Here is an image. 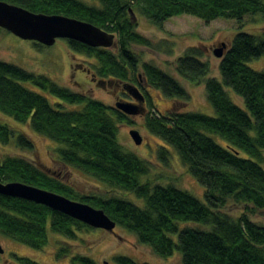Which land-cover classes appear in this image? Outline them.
I'll list each match as a JSON object with an SVG mask.
<instances>
[{
  "label": "trees",
  "instance_id": "16d2710c",
  "mask_svg": "<svg viewBox=\"0 0 264 264\" xmlns=\"http://www.w3.org/2000/svg\"><path fill=\"white\" fill-rule=\"evenodd\" d=\"M2 1L36 13L77 18L114 34L115 42L110 48L91 47L75 40L65 42L70 50L88 59L87 70L97 82L105 81L111 89H118V100L133 99L124 85L139 88L144 102L137 103L138 114L143 115L145 128L164 142L155 150L157 159L167 164L168 147L172 148L181 165L202 186L203 201L172 183L140 180L149 173L150 162L125 151L116 140L119 125L131 124L132 115L58 85L46 75L1 60L0 112L56 142L55 158L100 183L106 194H81L21 154L0 155V181L23 182L102 209L158 257L167 258L178 251L181 264H264V225L250 217L255 211L264 210V70L248 65L264 56V30L258 38L244 32L233 36L219 58L218 78L208 76L210 65L202 59L198 47H187L176 59L175 70L180 76L197 85L204 83L206 99L215 113L209 116L177 109L187 104L189 94L175 78L154 64L141 61L133 46H156L138 31L132 17L137 12L160 28L169 18L182 14L205 22L220 17L242 21L246 15L256 13L264 19V0ZM21 82H30L56 101L51 103ZM148 89L157 90L173 105L165 113L160 112ZM228 91L241 98L243 107L230 99ZM77 104L83 107L66 108ZM210 134L223 143H217ZM11 142L20 149L33 150V142L24 130L0 124V144ZM122 191L144 199V206L116 197ZM229 205L238 207L240 213L233 216L225 212ZM187 221L210 228L180 225ZM91 228L43 204L0 195V234L33 249L40 250L47 244L48 230L73 240L78 232ZM70 248L65 243L56 256H68ZM14 259L18 264H39L27 257ZM70 262L97 264L80 253L70 254ZM113 262L151 264L124 255L114 257Z\"/></svg>",
  "mask_w": 264,
  "mask_h": 264
},
{
  "label": "rangeland",
  "instance_id": "374dc122",
  "mask_svg": "<svg viewBox=\"0 0 264 264\" xmlns=\"http://www.w3.org/2000/svg\"><path fill=\"white\" fill-rule=\"evenodd\" d=\"M132 17L135 19L138 31L150 38L156 46V48L133 46V50L139 55L141 61L150 62L175 78L189 94L187 104L184 107L178 106L177 109L209 116H215V113L206 99L204 83L197 85L180 76L175 70L176 59L187 47H198L202 52V59L210 65L208 76L218 78L219 58L213 54V48L222 42L228 47L233 36L239 32L248 33L258 38L262 36L264 30V19L260 13L246 15L242 21L220 17L209 22L192 15L182 14L169 18L164 22L162 28L151 24L137 12ZM34 43L0 28V60L16 64L35 74L46 75L58 85L67 87L74 92L84 93L107 105L113 106L118 100L115 96L118 89H111L105 83L97 85V78L87 70L89 68L88 59L84 55L70 50L64 39H57L51 46H36ZM169 48L171 52L166 53ZM248 65L255 70H264V56L249 61ZM21 84L46 96L51 103L56 101L30 82H21ZM148 91L152 103L160 112L165 113L173 105L172 100L164 98L157 90L148 89ZM228 96L235 104L243 107L240 97L231 91H228ZM82 107L83 104L66 105L67 109H81ZM132 120L131 124L119 125L116 140L125 151L134 153L139 158L150 162L149 173L141 176L140 180H150L152 183L162 185L172 183L203 201L202 186L181 165L175 151L168 147L170 150L169 161L167 164L161 163L157 159L155 150L158 146H163L164 142L145 128L142 114L133 115ZM0 124H7L16 130H24L33 142V150L20 149L12 142L7 145L0 144V155L21 154L29 157L39 168L49 174L61 177L65 183L81 194L101 196L106 194L100 183L76 169L62 165L55 158L53 149L58 145L56 142L33 133L26 124L17 123L1 112ZM133 129L137 130L142 137L140 144H135L131 138L130 130ZM210 136L217 143H223V140L218 136L214 134H210ZM241 156L245 157L246 155L241 153ZM116 197L130 201L139 207L144 206V199L138 198L130 192H117ZM224 211L233 216L240 213V209L233 205L227 206ZM250 217L251 220L264 225V210H257ZM180 225L200 230L210 228V225L196 221L181 222ZM171 237L176 240L175 235H171ZM64 242L71 245L70 254L87 255L97 264H114V257L119 255L151 264H181V256L178 251L167 258L158 257L148 246L139 243L132 232L119 225H116L112 231L101 228L82 230L73 240H65L62 236L48 230L47 244L40 250L0 234V245L3 248V253L0 254V264H18L14 259L15 256L27 257L39 264H71L70 254L65 257L56 256L59 248L65 246Z\"/></svg>",
  "mask_w": 264,
  "mask_h": 264
},
{
  "label": "water",
  "instance_id": "95a60500",
  "mask_svg": "<svg viewBox=\"0 0 264 264\" xmlns=\"http://www.w3.org/2000/svg\"><path fill=\"white\" fill-rule=\"evenodd\" d=\"M130 12L132 14L131 10ZM0 28L17 37L44 46L53 45L57 39L75 40L91 47L104 48L112 47L115 42L114 34L90 22L61 14L36 13L2 0H0ZM225 49L226 44L222 42L214 47L212 52L216 57L221 58ZM104 83L106 84L105 81H98L97 85ZM124 89L136 103L117 100L114 107L127 115H137L139 113L137 103L142 104L144 96L133 84L124 85ZM130 135L135 144L141 143L142 137L137 130H130ZM0 195L43 204L92 228L112 231L116 226L115 221L110 219L102 209L23 182L0 181ZM1 253H3V248L0 245Z\"/></svg>",
  "mask_w": 264,
  "mask_h": 264
},
{
  "label": "flooded vegetation",
  "instance_id": "af4514ba",
  "mask_svg": "<svg viewBox=\"0 0 264 264\" xmlns=\"http://www.w3.org/2000/svg\"><path fill=\"white\" fill-rule=\"evenodd\" d=\"M35 44H37V43H35ZM120 98V96H117V99H119ZM121 99V98H120ZM127 101H132V102H135V100L134 99H131V100H129V99H126Z\"/></svg>",
  "mask_w": 264,
  "mask_h": 264
},
{
  "label": "bare ground",
  "instance_id": "6f19581e",
  "mask_svg": "<svg viewBox=\"0 0 264 264\" xmlns=\"http://www.w3.org/2000/svg\"><path fill=\"white\" fill-rule=\"evenodd\" d=\"M126 102H129V101H126Z\"/></svg>",
  "mask_w": 264,
  "mask_h": 264
}]
</instances>
